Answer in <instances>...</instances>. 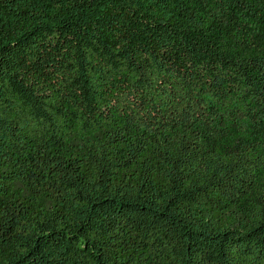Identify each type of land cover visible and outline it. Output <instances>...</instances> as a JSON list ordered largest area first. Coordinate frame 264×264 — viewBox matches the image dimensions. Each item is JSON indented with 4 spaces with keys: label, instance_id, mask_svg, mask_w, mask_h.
I'll return each mask as SVG.
<instances>
[{
    "label": "trees",
    "instance_id": "1",
    "mask_svg": "<svg viewBox=\"0 0 264 264\" xmlns=\"http://www.w3.org/2000/svg\"><path fill=\"white\" fill-rule=\"evenodd\" d=\"M0 264H264V0H0Z\"/></svg>",
    "mask_w": 264,
    "mask_h": 264
}]
</instances>
